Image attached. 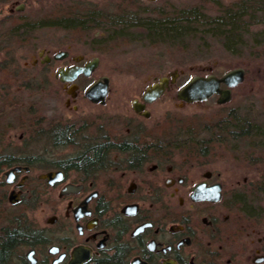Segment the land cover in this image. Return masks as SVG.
Returning a JSON list of instances; mask_svg holds the SVG:
<instances>
[{"label":"flooded vegetation","instance_id":"1","mask_svg":"<svg viewBox=\"0 0 264 264\" xmlns=\"http://www.w3.org/2000/svg\"><path fill=\"white\" fill-rule=\"evenodd\" d=\"M26 6L13 3L4 19L0 9L14 26L0 39L25 31ZM72 37L30 63L11 43L0 58V264H264V111L250 89L233 104L247 71L221 84L228 98L188 103L178 90L179 108L215 101L210 129L178 130L154 107L184 71L114 99L100 58ZM163 78V94L146 101Z\"/></svg>","mask_w":264,"mask_h":264},{"label":"rangeland","instance_id":"2","mask_svg":"<svg viewBox=\"0 0 264 264\" xmlns=\"http://www.w3.org/2000/svg\"><path fill=\"white\" fill-rule=\"evenodd\" d=\"M15 2L27 5L23 16L27 20L25 27L37 26L19 32L22 42L17 37L9 41L0 39V58L6 53L5 47L11 43L13 56L19 64L23 65L24 61L30 63L42 47L52 50L64 47L72 35L77 51H86L91 57L100 58L98 73L111 77L115 84L114 99L134 98L153 76L184 71L172 90L155 105V118L157 120L164 109L169 111L172 124L175 122L174 129L180 130L181 124H184L186 130L193 131L210 129L215 101L210 99L179 108L177 91L194 76H221L243 68L247 71L245 83L236 90L233 104L235 107L244 104L245 96L241 92L250 89L249 97L256 104V115L264 111L258 105H264V0H0L3 19L8 15L9 6ZM194 7L210 17L225 16L229 12H237L239 8L248 9L246 16L238 22L240 33L231 39L232 46L226 42L228 38L223 36L224 33L219 30V33L212 32L213 28L202 25L207 23L205 20L194 24L189 36L167 43L152 42L143 29L121 30L109 22L129 12H138L146 20L153 18L160 21L162 14L175 17L180 10ZM74 9L80 13L83 10L98 12L106 24L105 30L83 32L65 27L70 21L64 13ZM3 23L4 20H1V33L14 27ZM58 24L62 26H55Z\"/></svg>","mask_w":264,"mask_h":264},{"label":"trees","instance_id":"3","mask_svg":"<svg viewBox=\"0 0 264 264\" xmlns=\"http://www.w3.org/2000/svg\"><path fill=\"white\" fill-rule=\"evenodd\" d=\"M248 9L239 8L237 12H229L225 16L210 17L201 13L198 8H188L180 10L175 17L171 15L164 14L160 16L161 20L147 18L144 19L138 15V12H129L126 15L120 17H114L110 20V24L114 28H120L121 30L125 28H140L145 30L147 33L146 37L149 38L154 43H167L176 42L178 39L189 36V32L193 31L192 27L194 24L201 23L205 20L207 23L202 25L213 28L212 32L221 31L226 36L227 43H231V39L236 38V34L240 33L238 22L243 19L247 14ZM232 13L231 15H229ZM64 15L69 19V24L65 27L73 30L81 31H104L106 24L103 22L102 17L95 10L80 11L74 9L73 11H68ZM165 17V18H164ZM29 24V23H28ZM37 25H27L25 27L27 30L30 28H35ZM55 26H62L58 24ZM219 30V31H218ZM239 30V31H238ZM233 48V47H232Z\"/></svg>","mask_w":264,"mask_h":264},{"label":"water","instance_id":"4","mask_svg":"<svg viewBox=\"0 0 264 264\" xmlns=\"http://www.w3.org/2000/svg\"><path fill=\"white\" fill-rule=\"evenodd\" d=\"M148 1H156V0H148ZM98 64V59L91 64H89L86 68H79L77 72H83L85 74H89L91 72V68L95 67ZM175 77L174 74H172ZM244 79V70L242 68L234 69L226 73L222 78L218 79L214 75H208L206 77L202 76H194L187 84H185L178 91V99L182 101H186L188 103L204 101L210 98L214 93H220L225 98L229 97L230 91H222L220 89L221 84H225L228 87H234L238 83L242 82ZM104 82L107 84L109 79L105 77ZM169 84L168 78H163L159 84L152 85L148 88L146 93L144 94V99L146 101H152L156 98H159L163 92L165 91L166 86ZM105 84L101 85V82L98 81L95 86L89 92V96L93 100H98V95L95 94L98 90L103 87V96L105 95Z\"/></svg>","mask_w":264,"mask_h":264}]
</instances>
